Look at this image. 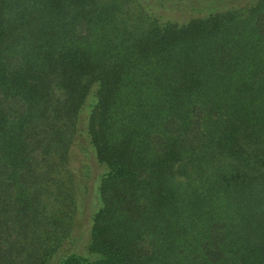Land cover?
I'll return each mask as SVG.
<instances>
[{"label": "trees", "instance_id": "16d2710c", "mask_svg": "<svg viewBox=\"0 0 264 264\" xmlns=\"http://www.w3.org/2000/svg\"><path fill=\"white\" fill-rule=\"evenodd\" d=\"M0 264H264V0H0Z\"/></svg>", "mask_w": 264, "mask_h": 264}, {"label": "rangeland", "instance_id": "374dc122", "mask_svg": "<svg viewBox=\"0 0 264 264\" xmlns=\"http://www.w3.org/2000/svg\"><path fill=\"white\" fill-rule=\"evenodd\" d=\"M175 15L178 17L181 15V13H177ZM84 146V140L79 137V143H76L72 146L73 152H75V161L74 163L71 162L70 164L72 170L76 171L78 177L81 179L79 195L80 198H82V202H80V199L77 202L78 213H76L75 215V221L76 225L78 226V234L80 232H82V234L79 235L77 244L75 246L77 250H80L85 242L84 240L86 236L85 234L88 226L89 216L96 205L94 189L90 186V183L92 182L96 173L102 169V166L92 160L89 154H87L89 151Z\"/></svg>", "mask_w": 264, "mask_h": 264}]
</instances>
